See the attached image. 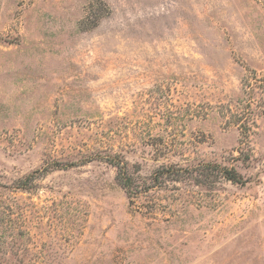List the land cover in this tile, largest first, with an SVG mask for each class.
I'll return each mask as SVG.
<instances>
[{"label": "rangeland", "instance_id": "1", "mask_svg": "<svg viewBox=\"0 0 264 264\" xmlns=\"http://www.w3.org/2000/svg\"><path fill=\"white\" fill-rule=\"evenodd\" d=\"M0 264H264V0H0Z\"/></svg>", "mask_w": 264, "mask_h": 264}, {"label": "trees", "instance_id": "2", "mask_svg": "<svg viewBox=\"0 0 264 264\" xmlns=\"http://www.w3.org/2000/svg\"><path fill=\"white\" fill-rule=\"evenodd\" d=\"M240 137H241V142H245L246 144L249 139V134H248V128L247 124H244L242 127H240ZM240 156H243V159H248V154L244 152V150H239ZM114 167L116 168V176L115 179L123 187L127 193H130V187H131V175L128 173V170L126 168L125 163H115L113 162ZM201 169L189 167L185 168L180 171V174H182V177H185V175L188 177H194L195 175L198 177H203L206 176L209 172L211 171H217V173L224 178L227 181H230L231 183L234 184H243L245 181L242 180L240 174L233 168H227L225 166H219V165H213V164H207L205 166H200ZM179 174V172H178ZM161 177V174H158V171L155 173L154 177L155 181H158ZM196 179V178H195Z\"/></svg>", "mask_w": 264, "mask_h": 264}]
</instances>
